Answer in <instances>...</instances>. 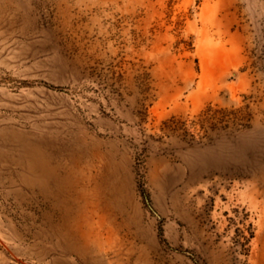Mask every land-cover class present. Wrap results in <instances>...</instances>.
Returning <instances> with one entry per match:
<instances>
[{
  "label": "rangeland",
  "instance_id": "374dc122",
  "mask_svg": "<svg viewBox=\"0 0 264 264\" xmlns=\"http://www.w3.org/2000/svg\"><path fill=\"white\" fill-rule=\"evenodd\" d=\"M0 264H264V0H0Z\"/></svg>",
  "mask_w": 264,
  "mask_h": 264
}]
</instances>
